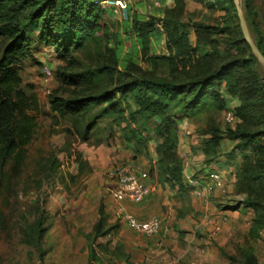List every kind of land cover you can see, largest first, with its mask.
Wrapping results in <instances>:
<instances>
[{
	"label": "trees",
	"instance_id": "16d2710c",
	"mask_svg": "<svg viewBox=\"0 0 264 264\" xmlns=\"http://www.w3.org/2000/svg\"><path fill=\"white\" fill-rule=\"evenodd\" d=\"M102 1L0 0V169L9 160L21 162L23 147L33 133L34 118L28 110L36 105V97L20 89L23 60L33 57L25 32L30 25L59 60H67L56 70L61 84L78 88L68 97L51 95L50 110L59 116L79 115L86 107L101 105L100 115L109 117L106 140L114 138V128L118 130L120 142L132 152L133 159L146 153L153 140L156 160L148 173L157 182L176 188L180 199L186 200L190 189L178 153L181 118L202 117L198 132L204 137L198 147L206 166L220 156L223 139L232 141L231 153L241 154L233 186L244 194L240 203L253 212L249 234L258 236L264 230V73L243 39L233 0H172L156 15L136 17L129 29L125 26L124 38L131 41L133 34L134 43L121 59L103 40L107 26L101 22L105 13ZM188 1L203 6L202 17L196 19L187 9ZM241 8L264 55V32L254 0H241ZM157 21L162 25L165 52H156L151 46L152 39H159ZM92 42L103 50L106 61L93 69H82L75 54ZM161 64L165 73H160ZM104 72L114 84L94 94L97 74ZM228 97L237 100L233 110L238 120L234 126L222 128L218 115L229 107ZM1 182L0 175V186ZM41 220L37 219L28 234L37 248L46 231L40 227ZM103 227L104 219L99 217L86 238L90 262L95 259L92 243L104 234ZM229 258V264H259L249 244Z\"/></svg>",
	"mask_w": 264,
	"mask_h": 264
},
{
	"label": "rangeland",
	"instance_id": "374dc122",
	"mask_svg": "<svg viewBox=\"0 0 264 264\" xmlns=\"http://www.w3.org/2000/svg\"><path fill=\"white\" fill-rule=\"evenodd\" d=\"M155 1L159 5H153ZM127 3L130 11L127 21L123 20L124 16L119 11L103 4L105 13L101 22L107 26V38L103 40L115 49L119 59L131 50V43H134L133 34L131 41L124 38L127 34L125 26L129 29L136 17L156 15L163 7L161 0H127ZM187 9L194 13L196 19L202 17L205 11L200 3L193 1H188ZM209 14L207 10L206 15ZM259 14L264 16V11L260 9ZM25 32L33 47V57L23 60L20 89L36 97V105L28 110V114L34 118V125L32 137L23 147L21 162L9 160L0 169V264H229V256L237 255L239 247L247 244L253 247L258 263L264 264V230L255 237L249 234L253 212L240 203L244 194L237 193L235 186L222 195L224 202L219 206L227 212V220L214 235H210V230L198 233L179 228L177 215H190L189 197L174 201L175 197L168 191L162 194L164 203L159 202L164 207L161 212L163 216L167 209L172 213L170 220L163 219L166 233H169L165 235L167 241L164 244L157 240L159 234L141 235L120 222L114 211L116 202L109 195L110 180L106 172L110 167L129 160L130 150V154H127L115 128L114 138L106 140L110 134L106 128L109 117L100 115L101 105L86 107L79 115L59 116L50 110L51 95L68 97L78 88L62 85L56 76L57 68L65 65L67 60H59L55 51L40 41V33L32 26L27 25ZM152 41L157 45V39ZM2 49L0 40V51ZM102 54L103 50L92 42L89 45L86 43L82 51L76 52L75 57L82 69H93L106 61ZM140 63L147 66L142 61ZM45 66L51 71L48 79L43 76ZM261 69L264 73L262 66ZM165 72L166 67L161 64L160 73ZM113 84L114 81H110L105 72L97 74L94 94ZM200 119L202 117H195L193 123L200 124ZM218 120L223 128L235 125L225 124L222 112ZM90 124L92 128L85 130ZM110 141L112 146L108 145ZM117 144L121 150L116 147ZM148 144L147 152L139 154L135 161L142 164V160L149 159L153 140ZM179 156L185 168L186 181L187 176L199 175L197 171H191L193 174L189 175L186 172L192 162H199L194 158L195 153L192 157L184 153ZM143 167L149 172L148 163H144ZM159 184L162 193L165 186ZM158 211L157 206V212L152 216L160 217ZM214 214H219V211L206 212V215ZM99 217L104 219V234L92 243L96 260L93 258L90 262V244L86 238ZM39 218L43 220L40 227L46 228V231L37 248L28 234ZM153 245H161L160 248L165 249V259L161 255L152 254ZM198 247L204 249L201 254L196 253Z\"/></svg>",
	"mask_w": 264,
	"mask_h": 264
},
{
	"label": "crops",
	"instance_id": "0c3cea01",
	"mask_svg": "<svg viewBox=\"0 0 264 264\" xmlns=\"http://www.w3.org/2000/svg\"><path fill=\"white\" fill-rule=\"evenodd\" d=\"M163 2V5H171L172 4V0H161ZM254 5L256 7V9L258 10V21L260 22V24L264 25V16H261L259 14V10L262 9L264 11V0H254ZM263 28V26H262ZM158 30L161 32H158L159 34V39L157 40V45L155 44V41L151 42V46L152 49L155 50L156 52H160V50H162V52H165V38H164V34H163V29L158 28ZM263 32H264V28H263ZM190 39L192 42H194L195 40V36L194 33L191 32L190 34ZM158 48V50H157ZM160 49V50H159ZM229 101H228V106L230 107H234L237 105V100L234 98H230L228 97ZM202 124V122L200 124L195 125L193 123V120H190L189 118L183 116V118L180 120L179 122V130H178V153H184V154H190V157H192V154L195 153V157L199 160V162L197 163H191V167L189 166L188 169H186L187 174H193L190 173L191 171H197L199 172V175H197L196 178L197 180L201 181L204 185L203 188L206 189L208 186H212V182L209 178V174L212 172H217L220 174L221 178L223 179V181L225 183H227V189L229 190V192L231 191L230 189H232L233 186V182H234V171L235 169L238 167L239 162L241 160V154L240 152L235 151L234 153H231L232 151V147H233V142L228 140V139H223L220 143V156L214 160L212 163H210L208 166H206L203 163V154L200 150L199 146V142L201 141V138L204 137V135H201V133L198 132V126H200ZM222 124V123H221ZM223 128V126H222ZM184 130V131H182ZM197 131V132H196ZM182 134V135H181ZM194 136H196V139H194ZM109 146H112L113 143L110 141ZM116 147H118V149L121 150V148L119 147V144L116 145ZM126 150V149H125ZM126 152H128L127 154H130V159L126 160V162L128 161H135L134 159L138 158H134L133 159V154L129 150L127 149ZM125 156H127L125 154ZM155 153L154 151L151 149V152L149 153V159H147V161L142 160V165L144 163H148V165H154L155 164ZM185 168H183V176H184V180L186 182V177H185ZM191 176V175H190ZM148 181L150 182V186H151V191L150 193L142 200V202L140 203H131V202H127L124 201L121 203L122 206H124L129 212H131L133 215L141 218V219H146L152 215H155V212H157V206L159 208L160 214H158L160 216V218L162 219H167L170 220L172 217V213L170 212V209H167L165 211V214L163 216L162 210L164 209V207L161 205V203H164V197L162 196V194H165L166 191H168V193L170 195H173L174 201L179 199V196H177V192H176V188H170L167 186V184H163L165 186V191H163L162 193H160L161 188L160 184L158 182H156V180H154L153 178L149 177ZM211 194L208 196L207 200H202L201 197H197L194 193L193 190L188 189L187 191V196L189 197V205H188V210L190 215L193 217V219L191 218V216L189 214H180L177 215V223L179 222V225L181 229L184 228V230H188V232L191 231H196V232H200V231H205V230H211V226L209 224H204V228L202 230V224L204 223L202 216L206 215V212H210V213H215L216 211H219V213H223L226 214L225 211H223L221 209V206H219V204H221L224 199V197L222 196V194L220 193L219 189L216 187H213ZM161 202V203H159ZM117 206L118 204L116 203L115 205V213L116 216L119 218L118 215V210H117ZM220 207V208H219ZM170 210V211H169ZM157 214V213H156ZM120 220V218H119ZM120 222H122L120 220ZM124 223V222H123ZM178 225V226H179ZM202 225V226H201ZM225 225V224H224ZM199 227H201V230H199ZM201 233V232H200ZM204 233V232H203ZM162 234V236H160ZM169 234V233H160L158 235V239L157 240H161V244H164V242L167 241L165 235ZM157 237V236H156ZM163 237V238H162ZM161 246V245H160ZM160 246H156L153 245L151 248L154 249L153 253L155 256L161 255V258L165 259L166 255H164V248H160ZM152 256V255H151Z\"/></svg>",
	"mask_w": 264,
	"mask_h": 264
},
{
	"label": "built area",
	"instance_id": "2783aa9c",
	"mask_svg": "<svg viewBox=\"0 0 264 264\" xmlns=\"http://www.w3.org/2000/svg\"><path fill=\"white\" fill-rule=\"evenodd\" d=\"M103 4L119 11L124 16V19L128 17L127 0H104L102 1V5ZM153 5H159V2L155 1ZM156 26L162 29L160 21L156 22ZM43 76L46 79L51 76V71L46 66L43 68ZM223 120L227 125L235 124L237 122L238 118L233 110V107L229 106L224 110ZM106 175L110 180L108 186L109 195L111 199L118 204L117 212L119 218L128 228L138 234L147 236L166 232L164 220L162 218L151 216L146 219H141L133 215L121 205L124 201L140 203L151 191L150 182L148 181V170L145 169L140 162L128 161L119 163L110 167L107 170ZM209 178L212 182V186H208L204 189V184L201 181L187 176V185L190 187V190H193L195 195L201 197L204 201L207 200L208 196L211 194V189L213 187L218 188L222 195H225L227 191V185L219 173L212 172L209 174ZM202 219L204 221L203 224L206 223L211 226L210 235H214L221 230L227 220V217L225 214L219 213L214 215H203ZM199 230H201V227H199ZM203 250V248L198 247L196 253L201 254Z\"/></svg>",
	"mask_w": 264,
	"mask_h": 264
},
{
	"label": "water",
	"instance_id": "95a60500",
	"mask_svg": "<svg viewBox=\"0 0 264 264\" xmlns=\"http://www.w3.org/2000/svg\"><path fill=\"white\" fill-rule=\"evenodd\" d=\"M236 11H237V17L239 20V25L241 28L242 36L245 42L249 45L252 53L258 60L259 64L264 68V55L261 53L255 42L253 41L250 32L247 27V23L245 21L243 12L241 10L240 1L239 0H233Z\"/></svg>",
	"mask_w": 264,
	"mask_h": 264
}]
</instances>
